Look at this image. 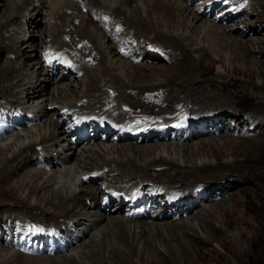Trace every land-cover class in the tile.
Listing matches in <instances>:
<instances>
[{
  "label": "rangeland",
  "instance_id": "1",
  "mask_svg": "<svg viewBox=\"0 0 264 264\" xmlns=\"http://www.w3.org/2000/svg\"><path fill=\"white\" fill-rule=\"evenodd\" d=\"M1 1L2 0H0V2ZM10 1L13 2V0H10ZM14 1H16L15 3L17 4L18 8H19V6L22 7V5L25 3V0H14ZM59 1L60 2L63 1L62 3L64 5H65V3H70L68 0H41L42 4L35 2L36 3L35 5L36 6L38 5V12H35L34 10H31V9H29L30 11L28 10L27 12H22L21 22L19 21L18 25L11 27L10 32L7 31L6 33H4V35L1 34V32H0V43L5 44V45L9 44L8 39L11 38L12 34L17 33V37L20 38L19 39L20 40V50H19L20 52H18V54L25 53L26 55H29L30 50H31L29 48L30 43H32L35 46V51H36L35 52L36 58L35 59L33 58L32 60H26L25 57L22 59L21 56L18 58V56H17L18 54L17 55H5V54L1 53L0 54V67L2 68V65H4V64L9 66L10 61H11L10 63H13V65L15 62L17 63V64L15 63V65H17V69H19L20 64H25V68L23 66V69H20L17 73V76H19V77H17L18 80H21L22 83H25L29 80V79H27L28 76L33 72V70H31L32 64L35 63L40 57L42 67L50 74V76H51L50 79H51L52 83L54 82V84L52 85V83H51L50 85L46 86L45 91H44V94H46L45 97L42 98V100H40V99L37 100V102L34 103V106H37V105L39 106L40 104L42 105V102L43 103L44 102L50 103V100L52 99L53 103L51 102V104H54V107L56 106V108H58V109H60L62 107V105H59V103H57V102H59L58 97L62 93V91L67 92L68 97L65 98L64 100H60V104L64 103L65 105L68 106L70 103L71 104L77 103L75 107H77L78 105L84 104L85 99L82 101L81 100L77 101V100L86 95V93L89 91L88 88H89L90 84L87 83L88 82L87 76H85L81 70H80L81 72L79 70H77V71H79V73L78 72H72V71L68 70L67 68H66V70H64L65 66L60 65V64H58L57 61L51 59V55H52L53 51H51L50 49L56 48V45H55L54 40H53V38H54L53 36H55V35L58 36V34L61 32L60 37H61L62 41L66 44V46L64 48L65 49L64 52L65 53L69 52V53L73 54L76 58L78 56L79 58H81V61H82V57L85 54L86 55L89 54V49L92 47V44L91 43L87 44L86 41L85 42L81 41V43L78 44V46L76 48L74 46V44H76L77 42H79L81 40V36L75 32L78 30V27H79V29L82 28V26H83V24L81 23L82 18H84V20L88 19V15H87L86 10H89V8H86V10L83 9V13H82V15H80L81 18H80V20H77L74 22V27H69L68 26L69 25L68 15H67L66 19L64 17L63 21H61L60 18H59V21L58 20L56 21L55 20L56 18L55 19L53 18L56 16L54 15V11L52 9L55 5L57 6V7L55 6L56 8H59ZM70 1L74 2L75 4H81V3L75 2L73 0H70ZM199 1L200 0L193 1L192 4L190 5L191 9H194L195 7L201 6L200 8L203 11H207L208 13L214 12L213 17H205V18L203 17L204 18L203 20L208 21V23L211 22L212 24H216V25L218 24V26H221L219 24H223V27H228V26L229 27L231 26L232 28H237L238 26L243 27L244 23H247V21H242L243 17H245L246 13H249L248 16H250V17H248V18L251 21H255L254 23H256L257 29H259V31L255 33L254 31L245 30L243 28V31H246V35H245V37L244 36H241L240 38L238 37V39H243V40L247 41L249 43V45L254 47L255 52L249 53L250 61H238V60L236 61V60H234V52L226 49L225 48L226 44L222 45V44H219L220 42L216 43V41L210 36L209 33H207L205 35L203 29L200 30V32H198L197 34H195L196 38L189 31L185 32L181 29L180 30L176 29L174 31L175 33L181 34V35L183 34L184 36L189 37L190 41L195 39V41H198L200 46L204 47L207 51H209V55L212 58L211 61H214V64L211 65L212 66L211 69L204 70V73H201L202 74L201 75L199 72H197V70H198L197 68H195V69H197L196 71L190 70L191 69L190 66H192V64H197V62H198L197 57H193V55L188 56V57L184 56L186 59L181 61L182 55L179 52L174 51V53L170 52L172 55H171V58H169L170 54H167V53H169L168 52L169 50L167 51V53L163 52V47L161 46V44H159L157 38H152L154 36V33H157V32L163 33V32L167 31V28L165 27L164 24H162V23L158 24L156 22L154 25L156 27V28L154 27L155 30L149 31V30H147L146 27H143L142 29H139L138 26L134 27V25L132 23L134 28L132 26L128 25L132 28V31L130 29L131 33L128 32L129 34L128 33L124 34L122 36L123 37L122 39L124 41H128L127 43H130V44H132V46L136 47L138 53H140L141 51H144L147 53L152 52L149 55V57L151 56L150 60L152 62L142 60L140 58V57H142L140 54L139 56H137V58H134L132 60L124 58L121 56V58H123L124 61L123 62L121 61L122 63H119L118 59H117L118 57L111 55L109 52V49L107 48L108 45L106 43L102 42L101 39H99L100 40L99 42L102 43V48H103L104 56L106 58L107 63L110 62L111 66H113L112 72L110 74L114 73V77L116 75L119 76V81L117 83L118 87L116 88V90H117L116 93H115V91L113 92L112 90H110L109 87L110 86L113 87L111 85V83L106 85V86L104 84V81H112L114 78V77L112 78V76H110V75H109L110 78H109V76L102 77L103 76L102 71L104 70V63H101V62H94V64L89 63L88 59L90 58V60H92L95 57V54H91L92 56L90 55L89 58L86 57L87 60L83 61L85 65L86 64L88 65V68H92V70L98 76H100V78L103 79V81L101 79L100 86L103 87L105 92H107V96H105V98L108 99L107 101H109L110 103H112L114 105L116 104L115 106L117 108V111H116L117 114H114L115 117H114V115H111L109 112L107 114L106 111H103L105 106L102 109H95L96 111H94V110H85V111L83 110L82 111L79 108L71 107V109L73 111V112L71 111V113L73 114L72 116L74 118H78L79 120L81 118V114H83L84 116L83 115L82 116L84 117V119L86 120L87 123L90 121H94V122H92L94 126L96 125V123H98L97 120H99V119L106 122L105 124L113 123L112 125L115 124L114 126L119 125L121 127H127L128 125H130V126L133 125L132 121L134 122V120H135V123L137 124V126L138 125H141V126L146 125L152 121L154 123V122H156V120L159 121L160 119L164 120V121L166 120V123H168V121L170 123L171 120L176 115H178V113L183 114L186 112L184 109H181L180 107H176L172 110L171 108H169L167 103H165V99H164V103L161 104V98H163V97L164 98L167 97L168 101L170 102V105H173L174 103H176L177 98H182L180 95H178L179 93H177V86L174 88H171V89L170 88H164V90L161 89V90H158V91L152 92V93L151 92H148V93L144 92L143 95H139V92L137 93L136 91H130L129 89L125 90V88L128 85L129 86L135 85L136 84L135 82L141 83L138 87L149 86V85H153L155 87V86H158L160 83L161 84L167 83L169 81V79L174 77V75L168 74L171 72H169V71H167V72L163 71L161 73L151 72L149 70V67H158V68L160 67L163 69H168V68L172 67L173 62H174V64L177 62H180L181 65H176L177 67L174 66L175 68L179 67V70L177 71V73L179 75L183 74L189 80L196 79V82L198 84L203 85L204 90H208V91L213 90L215 92H219L220 96H222V95L227 96L226 97V105L229 108L228 109L229 114L228 113L225 114L224 122L218 123L217 125H215L213 127L211 126L209 128L208 132L206 131L207 134L197 135V137H196V135H194V138L191 137V139H190L191 141H187V142L183 141V140H181V141L180 140L179 141L178 140H171V142L144 141V140L142 142H135V141L122 142L120 144H122L123 147L129 146L128 144H130V145L138 146V147H140V149L137 152V154H134V153H132V151L127 149L128 151L124 150V151H122L123 153L122 152L118 153V154L115 153L113 157L116 158L118 161L119 160L120 161H123V160L127 161V159H129V158L135 160V165H137L136 169H132L131 167L125 168V169H122L120 171L115 172V175H107L106 173L108 172V169L104 170V172H103V170H99L100 173H102V174L104 173L106 175V177H105V175L103 174V177H101L99 179H97L95 177V176H97L96 174H93L95 171H97V169L96 170L94 169V170L88 172L87 174H83V171H81V170L79 171L77 163H74V162H72L71 165L69 164L68 166L64 165V164H61L62 165L61 166L59 163H58L59 166L55 165V167L53 165H50L52 167L51 168L50 166L46 165L42 159V158H47L48 155L46 154V157H44L45 152L41 151V147L37 146L35 148L36 149L35 152H34V149H32L31 151L28 152V156H31L33 158V162L35 164L26 167L25 169H23L20 172L13 171V173L15 174V177H14V180L12 181V183L10 184L11 187H14V186L18 187L22 182H24L25 184L30 183L29 188H26V190L24 191L25 193L22 191H19L15 195L16 198L10 196L12 198V200L11 199L10 200L13 201V199H14V201L11 203H8L7 206L12 205V203H18V202L22 203V205L15 204L14 211H17V212H15V214H12L14 211L12 213L10 211L7 212L6 210L0 211V264H65L62 262V261H65L64 260L65 256H68V257L70 256L71 257L70 259L72 261L75 260L76 263L82 264L84 262L82 259V252H85L86 254H88L89 251H92V248L89 247L92 245V244H90V242H91V239L94 238V236L96 234L98 235L99 227L96 230L93 228L92 231L89 234H87L86 237L82 240L84 242H81V244H77V246L75 245L79 249H77L75 247L71 251L72 247L69 246L68 250L71 252H68V250H66L65 254H59V255L32 254V253L28 254V253L22 251L21 249L14 248L8 244L9 241H11V235L15 236L16 234H20L24 231L27 232L29 230L32 232H40V233L45 232L46 234H51V233L57 234L58 233V234H61L62 236H64V234L69 232L67 237L70 236L71 233H76V235L80 234V233H78L79 231H77L78 229L76 231L71 229V228L68 230V229L64 228L63 224H62V226H58L56 228H53L51 226L52 222L48 221L49 219H46L47 220L46 222L42 221V224L37 223V225L32 224V221L30 219H27L26 215L31 214L30 213V206H36L38 208H42V211H45V212H48L51 214L55 213L56 215H58V217L64 216L65 213L66 214L68 213L67 209L60 210V208H57V206L47 205V203L43 200L46 198H52L54 195L53 191L56 192V191L60 190V191H62L63 196L66 197L68 193H72V192H76V191L79 192L81 181H83V180L85 181V179H86L87 183H86V185L84 184V189H86L88 191H93L96 189L100 190V191H104V190L107 191V189L111 190V189L116 188L114 190L117 191L118 193H120L119 192V189L121 187L120 185H125L124 181L127 182V180L132 179V182L130 184V185H132L131 188H128L129 191L126 188L125 189L126 193L125 192H123V193H125V194L128 193L129 195H134L133 194L134 191H136L137 188L140 186V185H138V187H137L136 182L145 179V180H143V183L146 184L147 187H150L151 190L153 189L152 193H153V198H154L153 201L154 202H152L150 200V201H148V203H151V202L156 203L157 202L156 199L159 196L160 197L163 196L165 194V192L168 191V189H165V188H168L170 186L169 184L171 182H174L175 180H177L178 177H180L179 174L181 173V171L182 172L187 171L188 175H193V177H194V178H189L190 180H188V182H189V185L191 187L193 186L192 187L193 189L189 186L191 194L193 193L192 195H190L191 197L190 196L189 197L191 198L190 200L194 202V206H195L194 213H195V215L198 212H201L202 217L207 218L208 220H209V218L211 219L212 217H214V219L211 221L212 225H214L218 229H221L226 234L227 237L231 238V240L234 242V247L229 248V249H225L224 247H222L221 246V243H222L221 236H219L215 241L210 239V241H209L210 243H208L206 245H199V248L194 246V244L189 242L186 238L184 239L185 242L181 241V242H183V244H185V246L177 245L174 241L176 239V237L169 235V234H166V237H164V238H166L167 241L172 242V248L175 251H177V253L174 254L175 257L173 260H167V259H165V257L158 254V252L163 253V251H164V247L161 245L158 238L155 235L149 236V238L152 239V240L151 239L150 240L152 241V245L154 247H152V246L148 247L149 246L148 243L147 242L145 243L146 235H144L145 237L138 243V249L139 250L136 249V251L129 257L128 261L124 264H264V225L261 224L262 221L264 220V213L259 217V216H257L256 213L249 212L248 210L246 211V209L242 206V203L246 199L248 200V202L254 201L258 206L261 205L257 199L260 198L261 196L264 197V183H263L264 182V165L259 166V169L256 170L258 176L261 178H259V177H256L257 179L253 178L252 179L253 183H245V181L248 182L249 180H251V179H248L247 176H245V178L247 180L246 179L239 180V178H236L234 175H227L228 181L224 180V182H223L226 185V190L224 192L225 194L223 193L222 195H218L217 193H214V190L211 191L210 193L208 192V190H209L208 185H206L207 186L206 187L205 186L206 181L203 180L204 178L209 176L208 173L200 174L197 171L193 170L195 167H197V165H203V164L216 165L217 164V161L215 160V158L213 157V155L211 153V150H210L211 146H213L215 148H220V150L217 152L221 155L220 160H219L220 163L218 162L219 164L233 163L236 161H241L242 163H244V161H245V163H246L247 162L246 158H248L247 157L248 155L249 156H258L259 153L261 152V151H259L261 149L257 148V151H252L251 155L248 154L247 152H244L243 153L244 155L241 153L236 157L235 155H233L231 153V151L227 150L228 148H225L224 146H227L230 142H235V141L238 142L240 140H246V139L247 140L261 139L264 143V117H262L261 115L259 116V113L261 112L260 110H262L264 108V107L262 108V106H264V98L261 97L263 95L259 94L261 91H259V92L256 90L252 91L247 85H245V82L247 83L248 79L246 77H244L242 74L231 72V70L234 68L241 70V71H245V70H248L250 68L251 70L255 71V73H256L254 75L255 77H253L251 79V82L254 83L255 85H257L258 87L264 86V73H262V74L259 73L261 69L264 71V69H263L264 66L262 64V62H264V50L258 49V46H260V45H261L260 48L264 49V0H224L223 2H221V0H202V3H200ZM209 1L214 2L213 6L206 5V3L208 4ZM81 2H82V0H81ZM99 2L102 3L103 5L105 4L110 9H115L118 6L119 0H100ZM222 3H225L226 5H224ZM227 3L230 5H227ZM3 4H4V1H3L2 5ZM139 4H140L139 5L140 8L143 10L144 7H143L142 3L139 2ZM214 6H215V8H214ZM6 9L8 12L5 11ZM11 9H12V7L11 8L0 7V28L7 25L8 21L5 19V14L7 15L9 12H12L13 9L12 10ZM74 9H77L76 6H74ZM195 9H198V8H195ZM95 11H92V14L94 13L93 17L96 21L102 19L103 17L104 18L109 17L108 15L105 16L103 13H99V14L96 13L95 14ZM60 12L70 14L72 11L63 9ZM73 12H76L77 15H79V12L77 10H75ZM31 13H32V19L37 18L35 20V23H36L35 25L30 22V21H32L31 16H29V14H31ZM130 13L131 12H129V14ZM143 14H145L144 10H143ZM115 15L117 16V14H115ZM230 16L233 17L232 20H235V21L230 20L229 22H226V20ZM261 16L263 17L262 19H261ZM223 19H224V21H223ZM213 20L215 21V23L213 22ZM65 21H67V22H65ZM22 22L23 23L26 22L25 28H22V25H23ZM64 23H66V24H64ZM260 26H262V27H260ZM22 29H24V30H22ZM91 29H92V31H96V28H94V27H91ZM121 30H124V29H121ZM65 32L68 33V36H64ZM10 33H12V34H10ZM19 33H21V34H19ZM198 34H199V36H198ZM20 35H22L23 37ZM118 35L119 34L117 33L116 36H118ZM231 36L235 37L236 35H231ZM128 37L131 39H129ZM206 37H208V38H206ZM132 40H133V42H132ZM74 41H76V42H74ZM186 42L184 41L183 44L184 45L190 44L189 42H187V43ZM143 44H144V47H142L140 49L139 46H141ZM111 45L116 49L119 48V46L117 45V42H114ZM122 45H125V44H122ZM163 46H164V44H163ZM168 46H170V45H168ZM222 46H224L225 50L223 49ZM64 49H62V50H64ZM203 51L204 52H202V53L205 54L206 53L205 50H203ZM75 52H77V54ZM157 53L161 54V59H155L154 60L152 58L154 56H152V55H158ZM196 56H198V55L196 54ZM189 57H190V60L187 59ZM162 59H164V60H162ZM129 61L131 62V64L133 66L138 65V67L135 69L133 66H131L129 64ZM164 61H166V62H164ZM207 61L211 62L208 59H207ZM7 62H8V64H6ZM27 64L28 65L30 64V66L29 67L26 66ZM200 64H203V61H200ZM222 67L226 68V70H222L221 69ZM257 70H259V71H257ZM135 72H142V73L150 75V77L147 79H144V80L143 79L137 80L133 76ZM82 75H84V78H81ZM25 76H26V78H25ZM176 76H178V75H176ZM132 77H134V78H132ZM179 78H180V76H179ZM225 81L226 82H233L234 81V82H236V85L234 86V88H227V90H223L220 85L222 82H225ZM55 82H56V84H55ZM208 82H211L212 86H210V85L208 86ZM229 86H230V84H229ZM12 88L14 89L13 92L17 91V89H21V88L23 89V87H18V86H14V85H12L11 88L9 87L8 90L0 87V116L2 114L3 115L6 114V115L10 116V118H12L13 116L17 117V115H19V114H21V116H23L25 111H27L28 109H31L30 106H32V104H29L26 106L13 104V102H12V100L14 99L13 95H10L7 92V91H10ZM24 88H26V86ZM38 91H40V88L38 89ZM166 91L168 93V96L166 94ZM118 95H119V97H118ZM41 97H43V96H41ZM124 97H126V98H124ZM192 97H195V96H191V98ZM60 98L63 99L62 95ZM47 99H50V100L46 102ZM39 101H41V102L39 103ZM232 102L234 103V105H232ZM164 104L168 107H166ZM67 106H65L64 108H67ZM24 107H29V108L24 109ZM178 108H179V110H178ZM106 110H107V108H106ZM121 111H123V112H121ZM182 111H184V112L182 113ZM98 113H100V115ZM121 114L124 115V117L123 116L121 117ZM97 115H99V116H97ZM118 115H120V117ZM138 115H139V117H138ZM199 115L202 117H205L207 119L210 118L211 120L216 119V116H214L212 113L201 115L200 112H197L194 116H190L188 118L186 117L183 120L187 119L185 122H187L189 120L193 121ZM230 115L237 116V120H236V122L231 121L230 123H232V124L228 125L229 120H230ZM72 116H70L71 117V118H69L70 120L69 119L66 120L67 115L61 116L60 119L54 118V120L55 121H57V120L60 121L61 119L65 120L63 122L64 126L66 128H68L71 124H73L72 125L73 127L69 128V129H72V128H74V125H75V122H73V120L71 121ZM18 117H20V116H18ZM129 117L132 120L129 119ZM136 117H138V118L135 119ZM10 118L4 120L6 125L9 123ZM253 118H254V120L257 119L255 122H257V123L260 122L261 125L259 126V128L257 130L254 129L251 131V128L254 126L253 124H251ZM115 119H120V120H124V121H126V119H127V123H125V122L118 123L121 121H118V120L116 121ZM210 119H209V121H211ZM245 119H247V121H249L250 125H248V122L247 123L245 122L246 121ZM15 120H13V122ZM129 120H131V121H129ZM128 122L129 123L131 122V123L129 124ZM27 123H28V121L23 120V124L19 128L14 129L13 131H9L4 138H0V139H2L0 142V144H1L0 147L3 148L2 150L4 151V154H3L4 156L7 155L9 157H12L11 155L15 150V144L20 146V145H22L24 143H28L30 141H37L38 140V142H40L41 133L43 132L42 126H40V124L42 125L41 121H35L34 123H30V124L29 123L27 124ZM174 123L176 124V122H174ZM174 123H172V124H174ZM177 123H179V122H177ZM123 124H124V126H122ZM224 127H226V128L228 127L231 130L228 131L226 128H225L226 130H224ZM127 129H128V127H127ZM138 129L140 130V128H138ZM223 131H227V132H223ZM206 132H204V133H206ZM90 133H93V131H90ZM185 133H187V131ZM189 134L192 136L191 132H189L188 135ZM214 134H218V136H216ZM95 136H96V133H94V135H92V138L95 140H99ZM112 136H114V134H112ZM229 136H231V138H229ZM179 137H181V136H179ZM74 138H78L77 134H76V137H73L72 138L73 140H71V141L75 142ZM110 139H112V138H110ZM92 142H93L92 144L87 145V146H84L85 145L84 143L81 144V148L82 147H84V148L90 147L92 145L98 146L100 144H105V145L108 144L110 146L116 147L119 144L117 142L116 143L112 142L111 140L106 141V143L105 142L102 143L100 141H96V142L92 141ZM200 143L207 144V146L208 147L210 146V148H206L207 150L205 149V151H203V149H201L203 147H199ZM187 146H189V147H187ZM152 147H154V151L149 150ZM168 147H170V148L173 147L174 150L167 151ZM182 147H184L187 150L188 154H186V155H187L188 159L187 158L185 159V157L183 156L184 154L182 151L185 149L184 148L181 149ZM221 147H224V148H221ZM188 148H194V151L196 152L194 154L195 156L191 155V152L188 151ZM76 149L75 150L77 152H79V150H78L79 147ZM206 151H207V153H206ZM221 151H222V153H221ZM202 152H203V154H202ZM38 156H40V157H38ZM56 156H58V155L56 154ZM36 157H38L37 160H36ZM155 157L157 159L160 157H163L166 160H174L175 164L171 165V166L168 165L170 167V169L166 170L163 174H162V172L165 169L164 167L158 168L155 171L149 170L148 172H145L143 169L145 167H147L148 164H150L155 159ZM101 158H103V156L98 155V154L97 155H91V156H89V161H90V163H93V162L97 163L98 162L99 164H101V161H100ZM21 160H22V158L18 159L19 162ZM34 160L39 161V164L36 163ZM245 169H248V167ZM76 170H78L79 173H77ZM40 172H42V173H40ZM69 172H70V174H69ZM129 172L130 173L132 172V174H130ZM141 172H142L143 176H140ZM36 173L38 174L37 179L32 178V180H31V177L34 176V174H36ZM128 174H130V176ZM197 174L199 176H197ZM124 175H127L126 178L129 177V179H125V180L123 179L124 180L123 183H121L119 180H117V177L120 178L121 176H124ZM42 176H43V179H41ZM49 177H51V178H49ZM95 178H96V180H95ZM44 179L45 180L52 179V181L50 182V185L49 186H43L40 191L35 193V195H34V193L30 194L29 193L30 188L33 185L36 186L37 184L40 185L41 183H44L45 182ZM134 180H136V181H134ZM230 180H232L233 182L231 183ZM218 182H221V181H218ZM229 182L231 184H229ZM257 182H258V184H257ZM17 183L19 185H17ZM134 187L136 189L133 191L132 188H134ZM206 188H207V190H206ZM240 189H242V191ZM245 190H246V192H244ZM207 196H208V199H206ZM136 197L139 198V201H143L142 196L139 193L136 194ZM209 197H210V199H209ZM143 198H144V196H143ZM71 200L72 199L69 198L68 201L65 202V204H64L65 208H68L71 205ZM82 200H84V199H82ZM166 200L167 201H166L165 205L169 204V202L174 203L171 201H174L175 197L173 194H168L166 197ZM221 201H224L221 203L222 206L216 207L214 205V204L220 203ZM86 202H87V204H89V200H87ZM179 202H183V200H179ZM184 202H185V199H184ZM186 205H188V204H186ZM112 208H113V206H110L109 210H107L106 214L107 213L109 214V212H111ZM223 209L226 212H228L230 215L233 213V217H230V220H233V221H236V220L240 221L241 220L242 223L234 224L231 228H228L226 226V222H227L228 218H226L224 216V211H222ZM95 210L96 209L89 210V211L83 210V212L80 213L79 210L77 209V210H75V213L76 214H83L84 212H86L84 214L87 215V218L92 219V217L90 218V216L94 213ZM19 211H20V213H23V212L25 213V215H24L25 218L17 216V213H19ZM91 211H93V212H91ZM96 211H95V213H98V211L97 212ZM89 213H91V214H89ZM173 213H175V212H173ZM37 214H39V213H37ZM108 214H107L108 220L111 219V217H113V216H115L117 219H118V217H121V218L123 217L125 219L132 220L134 224L135 223L138 224V222H147L148 224H156V225L160 224V225H162V229H163L164 225L170 221H176V222L180 221L179 217H177V216H173V218H169V219H155V220H153V219L146 220L145 219V220L140 221L138 219V217L142 214V210L138 211V212H136V211L132 212L130 209L129 210V216H126V217H124L120 211L117 212L116 214H114L113 212L110 213L111 215H108ZM209 215L212 217L208 218L207 216H209ZM93 216H94V214H93ZM181 217H183L184 219L187 218L186 222H188V223L189 222L191 223L193 221L192 225H194L193 228L197 233L196 234L197 237H200L203 239L208 238V235L205 232H203L204 226L201 225V228H200V226L199 227L196 226V225H198L199 222H201L200 216L195 219L194 218L195 216H193V215H191V216L189 215V217H188V215L182 216L180 214V218ZM55 220H58L59 224L63 223V222H67V220H62V219H55ZM196 222H198V223H196ZM58 223L56 222L54 224L58 225ZM181 223H183V222H181ZM195 223H196V225H195ZM245 223L246 224L248 223V224L246 225ZM43 224H46V227H44ZM79 226H77V227L79 228ZM81 226H83V225H81ZM42 230H44V231H42ZM63 230H64V232H63ZM181 235H183V234H181ZM97 241H99V240L96 239L93 243L97 244ZM84 243H87L88 245L84 246L83 249L80 248L82 245H84ZM107 244L106 245H107V248L109 250H107L105 252L106 253L105 258L107 259L108 263L112 264L113 263L112 257H110V254H109L110 243H107ZM186 246L188 249L186 248ZM193 246L195 248H193ZM231 246L232 245H229V247H231ZM2 249H3V252H2ZM17 253H18V255L20 254L22 256H29L32 259L31 260H24L21 258L22 256L20 257L21 259L17 258V256H18ZM15 254L17 256H15ZM235 254H238V256L236 258H235ZM90 256L91 255H89L88 259L85 260L84 263L90 264V261L92 260V258H90ZM221 256H223V258ZM177 257H178V259H177ZM54 260H58V261H54ZM103 261L104 260L100 259L99 262L103 263ZM68 264H70V263H68Z\"/></svg>",
  "mask_w": 264,
  "mask_h": 264
},
{
  "label": "bare ground",
  "instance_id": "2",
  "mask_svg": "<svg viewBox=\"0 0 264 264\" xmlns=\"http://www.w3.org/2000/svg\"><path fill=\"white\" fill-rule=\"evenodd\" d=\"M3 1H4V4L2 5ZM68 1L71 4L65 3V5H64L62 3L63 1H61V2L59 1V8H56L57 6L55 5L56 7L54 6L52 10L54 11V15L56 16L53 18L54 19L56 18L55 19L56 21L57 20L59 21V18L61 21H63L64 17L66 19L67 15H68V18H69V20H68L69 25L68 26L69 27H74V22L77 20H80V18H81L80 15H82V13H83V8H89V10H87L88 19L84 20V18H82L81 23L83 24V26L81 29H79V27H78V30L75 32L81 36V40L79 42H77L76 44H74V46L76 48L78 46V44L81 43V41H83V42L86 41L87 44L91 43L92 47L89 49V54H87V55L85 54L82 57V61H81V58H79L78 56H77L78 59H75V62L73 60H71L76 65H78V70L79 71L81 70L83 72V74L85 76H87V80H88L87 83L90 84L89 88H88L89 91L86 93V95L84 97H82L83 99L79 98L77 100V101H80V100L82 101L85 99V103L82 105H78L77 107H75L77 103L76 104L70 103L68 106L65 105L64 103L60 104V100H64L65 98L68 97L67 96L68 93L64 92V91H62V93L58 97L59 102H57V103H59V105H62V107L60 109L56 108V106L54 107V104H51V102L53 103L52 99L46 100V102L50 100V103H48V102L43 103L42 102V105L40 104L39 106L38 105L34 106V103L37 102V100H39V99L42 100V98L45 97V95H46V94H44L45 88H46V86H48L52 83V81L50 79V77H51L50 74L42 67L40 57L35 63L32 64L31 70H33V72L28 76L27 79H29V80L25 83H22L21 80H18V78H17V77H19V76H17L18 71L20 69H23V66L25 68V64H20L19 69H17V65H15L16 62L13 65V63H10L11 62L10 61L9 66L4 64V65H2V68L0 67V87H2L3 89H7V90L9 89V87L11 88L12 85L18 86V87H23V89L22 88L17 89V91H15V92H13L14 91L13 88L10 91H7L10 95H13V98H14L12 100L13 104L25 105V106L32 104V106H30L31 109H28L29 107H24V109H28V110L25 111L23 116H20V117L13 116L12 118H10L9 123L6 126L8 128H13L15 126H17V127L21 126L23 120L28 121L29 124L34 123L35 121H41L42 125L40 124V126H42V130H43V132L41 133L40 142H38V140L37 141H30V142L24 143L20 146L15 144V150L11 155L12 157H9L7 155L4 156L3 155L4 151L2 150L3 148L0 147V211L6 210L7 212L10 211L12 213L14 211L15 204L22 205V203L18 202V203H12V205L7 206L8 203H11L14 201V199H13V201H11L12 200L11 197L16 198V196H15L16 193H18L19 191L24 192L26 190V188H29V184H30V183L25 184L24 182H22L20 185L17 183V185H19L18 187H15V186L11 187L10 184L12 183V181L14 180V177H15V174L13 173V171L20 172L23 169H25L26 167L35 164L33 162V158L31 156H28V152L31 151L32 149H34V152H35L36 151L35 148L37 146L41 147V151L45 152L44 157H46V154L48 155L47 158L41 157L46 165H48V166L53 165L55 167V165H58V163H59L60 165L64 164V165L68 166L69 164L71 165V163L74 162V163H77L79 171L80 170L83 171V174H87L88 172H90L94 169L95 170L97 169V171H95V172L93 171L94 172L93 174H96L97 176H95V177L97 179H99V178L103 177V174H104V173L103 174L100 173L99 170H103V172H104V170L108 169V172L106 173L107 175H115V172L120 171V170L125 169V168L131 167L132 169H136L137 165H135V160L129 158V159H127V161H125V160H123V161L119 160L118 161L116 158L113 157L115 153L118 154V153H121L122 151L127 150V149L132 151V153L137 154V152L140 149V147L130 145V144H128L129 146H126L127 148L123 147V145L120 144L122 142H128V141L129 142H132V141L142 142L143 140L144 141H162V142L163 141L171 142V140H178V141L183 140V141L187 142V141H191L190 139H191V137L194 138V135H196V137H197V135L207 134V132L211 126L213 127V126L217 125L218 123L224 122L225 114L228 113V109H229L226 105V97L227 96H225V95L220 96L219 92H215L213 90H210V91L204 90L203 85L198 84L196 82V79L189 80L183 74L179 75L177 73V71L179 70V67L175 68L174 66L181 65V63L176 61L177 63L174 64V62H173L172 67H170L168 69H163L160 67L159 68L158 67H149V70L151 72L161 73L163 71L164 72L169 71V72H171V73H168L169 75H174V77L176 75H178L175 78L173 77V78L169 79V81L167 83H163V84L160 83L158 86H155V87L153 85L138 87L141 83L135 82L136 86L135 85H131V86L128 85L125 88V90L129 89L130 91H136L137 93L139 92V95H143L144 92L145 93L146 92L152 93V92H156V91L161 90V89L164 90V88H170L171 89V88H174L177 86V93H179L178 95H180L182 98H177L176 103H174L173 105H170V102L168 101L167 97L166 98L163 97V98H161V104L164 103V99H165V103H167L169 108H171L173 110L176 107H180L181 109H184L186 111L185 113H183L184 111H182L183 114L178 113L179 116L174 115L175 117L171 120V122H170L171 124L169 123V121H168V123H166V120L164 121V120L160 119L159 121L156 120V122H154V123L152 121V122H149L148 124L144 125V126L151 127V128L154 126V128L152 130H154L155 133L147 135V136L143 135V134H139V135L131 134L128 136L126 134L115 133L114 135L117 137V142L119 143L116 147L110 146L108 144L107 145L100 144L98 146L92 145L90 147H85V148L82 147L81 148V144H83V143L89 144L91 141H94V142L100 141L102 143H104V142L106 143V140L110 141V138L112 136V134L108 135V133H107L109 129H106L107 132L101 129V127H105L104 122H102V125H100V126L99 125L94 126L92 123L94 121H90V122H88L89 124H87L86 130L82 134L83 136L78 137V138H74L75 139L74 143L77 144V145L76 144L75 145L77 146V148L79 147V149H78L79 152H77L76 151L77 149L74 150L73 145L70 141L73 140L72 137H76V132L80 131V129H81L80 122H82L81 119H84V117H83L84 115L81 114L80 120H77L75 122L74 128H72V129H69V128L73 127L72 126L73 124H71L68 128H66L63 124V122L65 120L61 119L60 121H58V120L55 121L54 118L60 119L61 116H63V115H67L66 120L71 118L70 116H72V115L69 114V110H70V112L72 111L71 107L79 108L82 111L83 110L84 111L85 110L96 111L95 109H102L105 106L103 111H106L107 114H108V112L111 115L117 114V112H116L117 108L115 106L116 104L114 105V104L110 103L109 101H107L108 99L105 98V96H107V92H105L103 87L100 86L102 78H100V76H98L92 70V68H88V65L87 64L85 65L83 62L84 60H87L86 57L89 58L91 54H95V57L92 60H90V58L88 59L89 63H91V64H94V62L104 63V70L102 71L103 72L102 77H104V76L106 77L109 75L112 76V78L114 77V73L110 74L112 72L113 66H111L110 62L107 63L106 58L104 56L102 43L99 42L100 41L99 39H101L102 42H104L108 45L107 48L109 49L110 54L114 55L115 57H118L117 58L118 62L122 63L124 60H123V58H121L120 52L119 51L117 52V49L114 48L111 44L114 42L126 44L128 41H124L122 39L123 38L122 36L124 34H127L128 32H130V29L132 31V28L130 26H132V27H133V25H134V27L138 26L139 29L146 27L147 30L151 31V30H155L154 25L156 22L158 24L162 23L167 28V31L163 32V33H158V32L154 33V36L152 38H157L159 44H161V46L163 47V52L167 53V51L169 50L168 51L169 53H167V54H170L169 58H171V55H172L170 52L174 53V51H177L182 55L181 61L186 59L184 56L188 57V56L193 55V57H197L198 58L197 64H192V66H190L191 69L190 68L189 69L191 71H193V70L196 71L198 69L197 72H199L200 74L204 73V70H206V69H208V70L211 69L212 68L211 65L214 64V61H211L212 58L209 55V51H207L204 47L200 46L198 41H195V39L190 41L189 37L184 36L183 34L181 35V34L175 33L174 31L176 29H179V30L181 29L185 32L189 31L194 36H195V34L200 32V30L203 29L205 35L207 33H209L210 36L216 41V43L220 42L219 44H222V45L226 44L225 48L234 52V60H236V61L237 60L238 61H250L249 53L255 52L254 47L249 45V43L247 41H245L243 39H238V37L239 38L241 36L245 37V35H246V31H243V28L245 30L254 31L255 33L259 31V29H257L256 23H254L255 21H251L248 18V17H250V16H248L249 13H246L245 17H243V20L241 19L242 21H247V23H244L243 27L238 26L237 28H232L231 26L230 27L229 26L223 27V24H219L222 26L221 27V26H218V24L217 25L212 24L211 22H210L211 23L210 24V23H208V21H204L203 19L205 17H213L214 12L208 13L207 11L201 10L200 7H195L198 9H195V8L191 9L190 5L195 0H119L118 6L115 9H110L105 4L103 5L102 3L99 2L100 0H82L81 6L75 4L74 2H72L70 0H68ZM15 2L16 1H14V0H13V2L10 0H2L0 2V7H9V8L12 7V9H13L12 12H9L7 15L5 14V19L8 22H7L6 26L0 28V32L3 35L7 31L10 32L11 27L18 25L19 21L21 22L22 12H27L29 9L34 10L35 12H38V5L36 6L35 4L36 3L42 4L41 0H25V3L22 5V7L19 6V8H18L17 4ZM139 2L142 3V5L144 7L143 10L145 11V14H143V10L140 8ZM199 2L202 3V0H200ZM213 4H214L213 2H208V4L206 3V5H209V6H213ZM74 6H76L77 9H74ZM214 8H215V6H214ZM63 9L69 10L72 12L70 14L60 12ZM75 10H77L79 12V15H77L76 12H73ZM5 11H7V9ZM92 11H95V14L96 13H98V14L103 13L104 15H108L109 16L108 18L103 17L102 21L105 24L100 23L99 21H96L93 17L94 13L92 14ZM129 12H131V13L129 14ZM115 14H117V16ZM29 16H31V20H32L30 22L35 25L36 24L35 20L37 18L32 19V13L29 14ZM232 18L233 17H231V16L228 17L226 22H229L230 20H232ZM262 18L263 17L261 16V19ZM223 21H224V19H223ZM232 21H235V20H232ZM65 22H67V21H65ZM213 22L215 23L214 20H213ZM132 23H133V25H132ZM64 24H66V23H64ZM128 25H130V26H128ZM25 26H26V22L23 23L22 28H25ZM91 27L96 28V31H92ZM260 27H262V26H260ZM121 29H124V30H121ZM22 30H24V29H22ZM66 32L64 33L65 34L64 36H68V33H66ZM12 33H10V34H12ZM117 33L119 34L118 36H116ZM19 34H21V33H19ZM231 35H236V36L233 37ZM20 36H22V35H20ZM60 36H61V32L58 34V36L57 35L53 36L54 37L53 40H54V43L56 45L55 49H57V50H62L66 46V44L62 41ZM198 36H199V34H198ZM195 38H196V36H195ZM206 38H208V37H206ZM19 39L20 38L17 37V33H13L11 38L8 39L9 44L5 45V44L0 43V54L2 53L5 55H17L18 52H20L19 51L20 50V40ZM129 39H131V38H129ZM184 41L185 42L187 41L190 44L184 45L183 44ZM74 42H76V41H74ZM132 42H133V40H132ZM163 44H164V46H163ZM168 45H170V46H168ZM260 46H258V49L264 50L263 48L261 49ZM142 47H144V44L139 46L140 49ZM222 47L224 49V46H222ZM29 48L31 49L29 55H26L25 53H20L17 55L18 58L21 56L22 59L25 57L26 60H32L33 58L35 59L36 58L35 46L32 43H30ZM203 50H205V52H206L205 54L202 53V52H204ZM64 51H65V49H64ZM132 51H133L134 55H136V57L141 54L142 57H140V58L142 60L151 61L150 60L151 56L149 57V55L152 52L147 53V52L141 51L140 53H138L136 47H132ZM75 53L77 54V52H75ZM157 54L158 55H152V56H154V57H152L154 60L155 59H161V54L160 53H157ZM196 54L198 56H196ZM187 59L190 60V57ZM207 59L210 60L211 62H208ZM162 60H164V59H162ZM130 61H129V64L131 66H133ZM200 61H203V64H200ZM164 62H166V61H164ZM6 64H8V62ZM262 64L264 66V62H262ZM26 66L29 67L30 64L29 65L27 64ZM133 67L136 69L138 67V65H135ZM195 68H197V69H195ZM221 69L226 70V68H224V67H222ZM257 71H259V70H257ZM231 72L232 73H240L244 77H246L248 80H247V83L245 82V85H247L252 91L253 90H256L258 92L261 91L259 94L263 95L261 97L264 98V86L258 87L257 85H255L254 83L251 82V79L253 77H255L254 76L256 74L255 71L251 70L250 68L248 70H245V71H241V70L234 68L231 70ZM259 73L262 74V73H264V71L261 69ZM84 75H82L81 78H84ZM110 76H109V78H110ZM133 76L137 80H139V79L144 80V79H147L150 77V75L142 73V72H135ZM179 76H180V78H179ZM134 77H132V78H134ZM25 78H26V76H25ZM102 81H103V79H102ZM118 81H119V76L116 75L112 81H104V84L106 86V85L111 83V85L113 87L110 86L109 88H110V90H112L113 92L115 91V93H116L117 92L116 88L118 87L117 86ZM211 82H208V86L209 85L212 86ZM53 84H54V82L52 83V85ZM55 84H56V82H55ZM229 84H230V86H229ZM235 85H236V82H234V81L233 82H226L225 81V82H222L220 86L223 90H227V88H234ZM25 86H26V88H24ZM39 88H40V91H38ZM166 94L168 96L167 91H166ZM61 95H62L63 99L60 98ZM41 96H43V97H41ZM191 96H195V97L191 98ZM118 97H119V95H118ZM124 98H126V97H124ZM40 102L41 101H39V103ZM232 105H234L233 102H232ZM65 106H67V108H64ZM168 106H166V107H168ZM263 107L264 106H262V108ZM106 108H107V110H106ZM178 110H179V108H178ZM260 111L261 112L259 113V116L261 115L262 117H264V108ZM121 112H123V111H121ZM197 112H200L201 115L212 113L214 116H216V119L211 120L209 118L211 120V121H209V119L199 115L193 121L189 120V121L185 122L187 119L183 120L186 117L188 118L190 116H194ZM98 114L100 115V113H98ZM99 115H97V116H99ZM118 116L120 117V115H118ZM122 116L124 117V115L121 114V117ZM114 117H115V115H114ZM138 117H139V115H138ZM138 117H136L135 119H137ZM127 119H126V121L120 120V119H115V120L121 121L118 123H122V122L127 123ZM129 119H131V118L129 117ZM13 120H15V121L13 122ZM131 120H129V121H131ZM236 120H237V116L230 115V120H229L228 125L232 124V123H230L231 121L236 122ZM245 120H246L245 122L246 123L248 122V125H250L249 121H247V119H245ZM256 120H254V118L252 120L251 124H253L254 126L251 128V131L254 129L257 130L259 128V126L261 125L260 122H258V123L255 122ZM71 121H72V119H71ZM174 122H176V124ZM177 122H179V123H177ZM172 123H174V124H172ZM132 124L133 125H131V126L128 125L129 128L131 129V131L134 130V128L136 130L138 128L142 129L141 125L137 126V124L135 123V120H134V122L132 121ZM163 126H166V128L163 129ZM181 128H183V129H181ZM225 128L226 127H224V130H226V129L228 131L231 130L228 127L226 129ZM90 131H93V133H90ZM128 131H130V130H128ZM184 131L185 132L191 131L192 136L190 134L188 135V133H185L186 137L184 139H182V137H178V134H181ZM204 132H206V133H204ZM223 132H227V131H223ZM94 133H96L95 137H97L99 140H95L92 138V135H94ZM214 135L218 136V134H214ZM229 138H231V136H229ZM1 140L2 139H0V142H1ZM187 147H189V146H187ZM199 147H203V148H201V149H203V151H205L206 148H210V146L208 147L207 144H203V143H200ZM224 147L228 148L227 150L231 151V153L233 155H235L236 157L241 153L243 154L244 152H247L248 154L251 155L252 151H257V148L258 149L260 148L261 150H259V151H261V152L259 153L258 156H249L247 154L248 158H246V160H247L246 163L243 160L244 163H242L241 161H236L233 163L219 164L220 163L219 160H220L221 155L217 152L220 150V148H215V147L211 146L210 150H211L213 157L217 161V164L216 165H212V164L197 165V167H195L193 169L194 171H197L200 174L208 173L209 176H207L203 180L206 181L205 186L208 185V189H209L208 192L209 193L214 190V193H217L218 195H222L226 190V185L223 182H224V180L228 181L227 175H234L236 178H239V180H244V179H246L245 176H247L248 179H251V180H249L248 182L245 181V183H253L252 179L259 177L256 170L259 169V166L264 165V143L261 139H257V140H247L246 139V140H240L238 142H236V141L230 142L227 146H224ZM224 147H221V148H224ZM183 148L184 147H182L181 149H183ZM149 150L154 151V147L150 148ZM170 150H174V148L168 147L167 151H170ZM188 151L191 152V155H194L196 153L194 151V148H188ZM182 152L184 154L183 156L186 159L187 158L186 154H188L187 150L185 149ZM206 153H207V151H206ZM221 153H222V151H221ZM56 154L58 156H56ZM97 154L103 156V158L100 159L101 164H99L98 162L97 163H95V162L90 163L89 156L97 155ZM202 154H203V152H202ZM38 157H40V156H38ZM38 157H36V160L38 159ZM20 158H22V160L19 162L18 159H20ZM36 160H34V161L39 164V161H36ZM174 164H175L174 160H166L163 157H160L157 159L155 157V159L150 164H148V166L145 167L143 170L145 172H148L149 170L155 171L158 168L164 167L165 169L162 172V174H163L166 170L170 169L169 166L174 165ZM247 167H248V169H245ZM76 171H77V173H79L78 170H76ZM142 172H141L140 176H143ZM40 173H42V172H40ZM69 174H70V172H69ZM130 174H132V172ZM130 174H128V175L130 176ZM179 175H180V177H178L177 180H175L174 182H171L169 184L170 186L168 188H165V189H168V191L165 192V194L163 196H161V197L159 196L156 199V201H157L156 203H152V202H154L153 201V199H154L153 193H152L153 189L151 190L150 187H147V185L143 183V180H145V179L136 182L137 187H138V185H140L136 191H134L136 189L135 187L132 188V190L134 191L133 198H136L135 194L138 191L144 196V198L142 196V199L144 202H145V200H147V202L150 200L152 201L151 203H149L145 206V209H140L143 211L144 214H146V217H140L139 218L140 221L145 220V219L146 220H148V219H153V220H155V219H169V218H173V216L179 217L180 221H177V222L176 221H170L164 225L163 229H162V225H160V224H158V225L148 224L147 222H138V224H136V223L134 224L132 220H128V219H125L123 217L122 218L118 217V219H117L115 216H113V217H111V219L108 220L107 219L108 213L106 214L107 211L105 208L102 207V203H101V199L106 193H104V191H100L97 189L93 190V191H88V190L84 189V184L86 185V183H87L84 180L81 181L79 192L76 191V192L68 193L67 196L64 197L62 191H60V190L56 191V192L53 191L54 195L52 198L43 199L47 203V205L57 206V208H60V210L67 209L68 213L67 214L65 213L64 216L58 217V215H56L55 213L51 214V213L42 211V208H38L36 206H30V213L31 214L26 215V217H27V219H30L32 221V224H34V225H37V223L42 224V221L46 222L47 221L46 219H49L48 221L52 222L51 226L53 228H56L58 226H62V224H63L64 228H66L68 230L70 228L75 230V231L78 229L77 231H79L78 233H80L79 234L80 236L76 240H71V244H70V246L72 247L71 251L77 246V244H81V242H84L82 240L86 237L87 234H89L92 231L93 228L96 230L99 227L98 235L96 234L94 236V238L91 239V242H90V244H92V245L89 247L92 248V251H89L88 254H86L85 252H82V259L84 262H85V260L88 259L89 255H91L90 258H92V260L90 261V264H110V263H108L107 259L105 258V256H106L105 252L107 250H109L107 248V245H108L107 243H110L109 254H110V257H112V261H113L112 264H124V263H126L129 259V257L136 251V249H138V243L145 237L144 235H146L145 243L146 242L148 243V245H149L148 247H151V246L154 247L152 245V241H151L152 239L149 238V236L155 235L158 238L161 245L164 247L163 253L158 252V254L162 255L167 260H173L175 257L174 254L177 253V251H175L172 248V242H169V241H167L166 238H164V237H166V234L175 236L176 239L174 241L177 245L185 246V244H183V242H181V241H184V239L186 238L189 242L193 243L194 246L199 248V245H206V244L210 243L209 242L210 239L215 241L219 236H221V238H222L221 246L222 247H224L225 249H229V248L234 247V242L231 240V238L227 237L226 234L221 229H218L214 225H212L211 221L214 219V217L209 215L207 217L208 218L212 217V218L211 219L209 218V220H208L207 218L202 217L201 212H198L195 215V213H194V211H195L194 202L190 200L191 199L190 195H192L193 193L191 194V192H190V188H189L190 185L188 182V180H190L189 178H194V177H193V175H188L187 171H184V172L181 171V173ZM37 176H38L37 173L34 174V176L31 177V180H32V178L37 179ZM126 176L127 175L121 176L120 178L117 177V180H119L121 183H123V181L125 179H129V177L126 178ZM197 176H199V175L197 174ZM105 177H106V175H105ZM49 178H51V177H49ZM96 178H95V180H96ZM259 178H261V177H259ZM41 179H43V176L41 177ZM136 180H134V181H136ZM51 181H52V179H50V180L47 179V180H45L44 183H41L40 185H38V184L36 186L33 185L30 188L29 193L30 194L34 193V195H35V193L40 191L43 186H49ZM218 181H221V182H218ZM230 181H231V183L233 182L232 180H230ZM124 182H125V185H120L121 186L119 189L120 192H125L126 188L128 190V188H131V186H132V185H130L132 182V179L127 180V182L126 181H124ZM231 183L229 182V184H231ZM257 184H258V182H257ZM114 189H116V188H114ZM242 189H240V190L242 191ZM206 190H207V188H206ZM244 192H246V190ZM168 194H173L175 197V200L171 201L174 203L169 202V204L165 205V203L167 201L166 197ZM69 198L72 199L71 205L68 208H65L64 204L66 201H68ZM82 199H84V200H82ZM184 199H185V202H184ZM206 199H208V196L206 197ZM209 199H210V197H209ZM87 200H89V204H87V202H86ZM179 200H183V202H179ZM257 200L260 202L261 205L258 206L254 201L248 202V200L246 199L242 203V206L246 209V211L248 210L249 212L256 213L257 216L260 217L264 213V197L261 196ZM117 201H118L117 198H113L109 202H110V204H114ZM222 202H224V201H221L220 203H217L214 205L216 207L222 206L221 205ZM185 203L188 205H186ZM128 204H131V208H134V209H139L141 206V203H138L137 205H135V202H130V201ZM77 209L79 210L80 213L83 212V210L89 211V210L96 209L98 211V213H95V211H96L95 210L93 213L94 216L92 214L90 216V218L92 217V219H89V218H87V215L84 214L86 212H84L83 214H76L75 210H77ZM222 211H224V216L226 218H228L227 222H226V226L228 228H231L234 224L242 223L241 220L240 221L239 220H236V221L230 220V217H233V213L230 215L224 209ZM15 212H17V211H14L12 214H15ZM91 212H93V211H91ZM173 212H175V213H173ZM37 213H39V214H37ZM110 213L111 212H109L108 215H111ZM89 214H91V213H89ZM114 214H116V213H114ZM180 214L182 216L188 215V217H189V215L190 216L193 215V216H195L194 217L195 219L200 216L201 222L198 221L199 223L196 222V223H198V225H196V223H195V225L198 227L200 226V228H201V225H203L204 226L203 232H205L208 235V238L203 239V238L197 237V235H196L197 233L193 228L194 225H192L193 221L191 223L186 222L187 218L186 219H184L183 217L180 218ZM24 215H25L24 212L20 213V211H19V213H17V216H19V217H24ZM54 218L67 220V222H63V223L59 224L58 220H55ZM263 221L261 224L264 225ZM56 222L58 223V225L54 224ZM181 222H183V223H181ZM79 225L80 226L83 225V226L80 227ZM43 226L46 227V224H43ZM77 226H79V228ZM42 231H44V230H42ZM63 232H64V230H63ZM67 233H69V232H67ZM181 234H183V235H181ZM72 236L74 237L76 235L74 234ZM96 239L99 241H97V244H94L93 242ZM86 245H88V244L84 243V245H82L80 248L83 249V247ZM229 245H232V246L229 247ZM194 246H193V248H195ZM186 248H187V246H186ZM77 249H79V248H77ZM71 251L68 250V252H71ZM2 252H3V249H2ZM17 255H18V253H17ZM17 255L15 254V256H17ZM21 256L22 255L19 254L17 256V258H20ZM237 256H238V254H235V258ZM178 257H177V259H178ZM221 257L223 258V256H221ZM21 258L24 260H31L32 259L29 256H22ZM64 258H65L64 259L65 261H62V262L65 264H68V263L79 264V263H76L75 260L72 261L70 259L71 258L70 256L69 257L65 256ZM100 259L104 260L105 262L104 261H103V263L99 262ZM54 261H58V260H54ZM84 262L82 264H86Z\"/></svg>",
  "mask_w": 264,
  "mask_h": 264
}]
</instances>
